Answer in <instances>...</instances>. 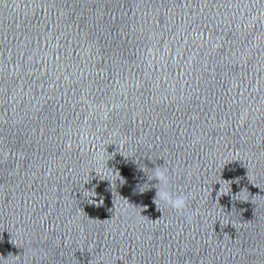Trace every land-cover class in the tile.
Listing matches in <instances>:
<instances>
[{
	"label": "water",
	"instance_id": "1",
	"mask_svg": "<svg viewBox=\"0 0 264 264\" xmlns=\"http://www.w3.org/2000/svg\"><path fill=\"white\" fill-rule=\"evenodd\" d=\"M0 264H264V0H0Z\"/></svg>",
	"mask_w": 264,
	"mask_h": 264
},
{
	"label": "clouds",
	"instance_id": "2",
	"mask_svg": "<svg viewBox=\"0 0 264 264\" xmlns=\"http://www.w3.org/2000/svg\"><path fill=\"white\" fill-rule=\"evenodd\" d=\"M140 169L145 172V168ZM148 179L150 181H156L155 186L157 191L154 198V203L156 206L157 204H162L166 207H171L176 211H181L187 207L188 197L186 195L173 193L169 190L168 185L170 180L166 169L159 166L153 167L151 170V175H148ZM149 187V184H144L139 187V192L143 193Z\"/></svg>",
	"mask_w": 264,
	"mask_h": 264
}]
</instances>
